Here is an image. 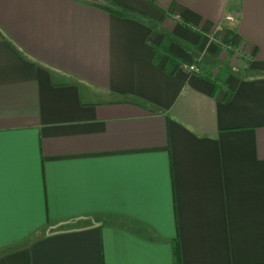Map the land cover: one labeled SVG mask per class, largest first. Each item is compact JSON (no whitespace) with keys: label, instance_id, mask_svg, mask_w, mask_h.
I'll return each instance as SVG.
<instances>
[{"label":"crops","instance_id":"crops-1","mask_svg":"<svg viewBox=\"0 0 264 264\" xmlns=\"http://www.w3.org/2000/svg\"><path fill=\"white\" fill-rule=\"evenodd\" d=\"M0 264H264V0H0Z\"/></svg>","mask_w":264,"mask_h":264},{"label":"built area","instance_id":"built-area-1","mask_svg":"<svg viewBox=\"0 0 264 264\" xmlns=\"http://www.w3.org/2000/svg\"><path fill=\"white\" fill-rule=\"evenodd\" d=\"M232 19H233V17L231 15H227L226 16V20L231 21ZM183 68L186 69L190 73H197V72H199L198 67L196 65H194V64L184 65Z\"/></svg>","mask_w":264,"mask_h":264},{"label":"trees","instance_id":"trees-1","mask_svg":"<svg viewBox=\"0 0 264 264\" xmlns=\"http://www.w3.org/2000/svg\"><path fill=\"white\" fill-rule=\"evenodd\" d=\"M125 10H126V12H128L129 14H137V13H135V12L129 10V9H125Z\"/></svg>","mask_w":264,"mask_h":264}]
</instances>
